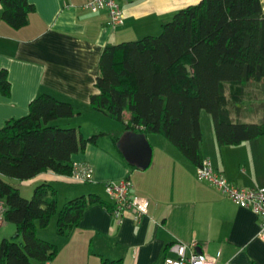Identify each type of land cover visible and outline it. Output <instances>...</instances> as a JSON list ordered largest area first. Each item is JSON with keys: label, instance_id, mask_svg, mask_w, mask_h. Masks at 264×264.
<instances>
[{"label": "crops", "instance_id": "1", "mask_svg": "<svg viewBox=\"0 0 264 264\" xmlns=\"http://www.w3.org/2000/svg\"><path fill=\"white\" fill-rule=\"evenodd\" d=\"M27 1L34 11L20 29L1 20L0 5V69L7 70L10 82L9 94L0 92V128L26 115L30 101L40 94L69 102L76 113L68 119L53 120L54 125L62 122L64 127L73 126L84 136L86 126L93 134L117 137L116 143L110 139L111 147H101L98 137L96 145L73 156V162H87L93 168L92 184L86 189L109 201L105 184L127 177L131 194L150 201L147 214L135 219L128 209L121 223L102 205H90L78 226L64 236L56 234L54 225L49 227L52 233L44 236V229L37 226L38 237L58 246L54 260L44 264H101L103 258L121 259L122 264H163L166 256L174 255L170 250L174 242L193 241H197L198 251L217 258L219 264H264L259 219L250 209L240 207L209 182L200 180L197 166L160 134L146 135L152 146L150 165L142 169L130 164L121 152L128 132L104 128L102 123L108 125L107 120L112 118L90 107V96L98 92V61L106 44L153 35L177 11L200 0L122 2L123 23L115 27L109 26L106 11L92 12L83 6L89 0ZM251 84L253 95L259 96L264 80ZM214 142L215 138L209 150L203 133V160H209L238 187L264 188V135L233 146L221 147ZM8 181L22 195V188L27 192L30 187L32 192L41 182L55 188L56 183L80 184L52 171L28 180ZM84 191L67 188L64 199Z\"/></svg>", "mask_w": 264, "mask_h": 264}, {"label": "trees", "instance_id": "2", "mask_svg": "<svg viewBox=\"0 0 264 264\" xmlns=\"http://www.w3.org/2000/svg\"><path fill=\"white\" fill-rule=\"evenodd\" d=\"M0 5L1 20L13 29L26 26L34 11L27 0H0ZM98 65V92L90 96V107L120 121L124 131L166 137L196 166L203 162L202 110L213 115L221 147L264 135V122L231 117L232 108L239 111L248 83L264 80L263 0H200L177 11L159 35L106 44ZM0 92H10L4 68ZM75 113L69 102L43 93L30 101L26 115L0 128L1 224L15 226L14 236L0 240V264L53 261L58 246L36 235L37 226L47 227L53 215L56 234L64 236L78 226L88 206L111 210L110 201L93 193L58 207L56 188L47 182L24 198L2 178L23 181L47 171L69 176L73 156L96 145L102 134L84 136L73 126L51 124ZM101 264L122 260L103 258Z\"/></svg>", "mask_w": 264, "mask_h": 264}, {"label": "built area", "instance_id": "3", "mask_svg": "<svg viewBox=\"0 0 264 264\" xmlns=\"http://www.w3.org/2000/svg\"><path fill=\"white\" fill-rule=\"evenodd\" d=\"M135 0H89L83 6L92 11H106L108 24L111 27L121 25L124 15L122 2ZM196 175L219 189L224 195L232 199L240 207L250 209L259 219L258 237L264 242V188H241L232 183L223 173L217 170L209 160L197 166ZM74 182L87 183L93 178V168L87 162H73L69 176ZM132 185L127 177L119 181H109L105 184V192L112 203L110 214L117 223H121L123 214L130 209L135 219L148 213L150 201L143 196L131 194ZM3 206L0 204V225ZM174 255L166 256L163 264H219L217 258L198 251L197 241L191 243L174 242L170 246ZM222 264H232L230 261Z\"/></svg>", "mask_w": 264, "mask_h": 264}, {"label": "rangeland", "instance_id": "4", "mask_svg": "<svg viewBox=\"0 0 264 264\" xmlns=\"http://www.w3.org/2000/svg\"><path fill=\"white\" fill-rule=\"evenodd\" d=\"M264 1V0H263ZM162 32V29H159L157 31H155V33H152L153 35H159ZM252 81L247 85L246 87V92H245V96L243 98V103L240 107V109L243 111L242 114L240 115L239 111L235 112L232 111L231 109V116L233 118H235V120L237 121H248V122H264V90L259 94V96H254L253 95V84H251ZM227 93H229V90H227ZM240 110V112H241ZM58 120V119H57ZM61 121V119H59ZM109 122L108 125H106L105 123H102L103 126H105L104 128H113V130H116V132H120V130L123 128V124L120 121L114 120V119H108L107 120ZM200 121H201V127H202V131L204 133L205 136V145L207 146V148L209 150L213 149V138H215V142L214 145H219L217 142V137H216V133H215V126H214V118L213 115L208 112L207 110H202L201 111V115H200ZM51 124H53V122L51 121ZM60 124V126L62 125V122L57 123ZM67 126V125H65ZM88 129L86 128V126L83 127V131L85 132V134L91 135L93 134L92 131H87ZM112 136V135H111ZM160 137H164V136H160ZM99 138H101L99 140V145L101 147H106V146H110L113 145L112 141L110 140V136L108 135H103V136H99ZM212 139V141H211ZM120 140V139H119ZM118 140V142H119ZM2 178L6 181H8L11 178L2 176ZM92 182H88V183H80V184H72V183H67V182H63V183H56V188H57V204L58 207L61 206L64 202H66L68 199H64V196L67 192V188H76L78 190H82L84 189V194H88L91 191H89L88 189H86L89 185H91ZM29 189L26 192V188H22V192L23 195L20 194L22 197L24 198H30L32 195V192L30 191V187L27 188ZM95 192V191H94ZM83 194L82 192H79L78 195ZM54 225V231H55V227H56V216L53 215L50 219V222L48 224L47 227L43 228V232L42 234H44V236H49L52 232L50 230L49 227H53ZM15 235V226L13 223H7V222H3L0 225V240L2 238H10L12 236ZM37 235V233H36ZM38 236V235H37ZM18 240H21V237H18ZM47 240V239H45ZM32 264H39L37 261L33 260Z\"/></svg>", "mask_w": 264, "mask_h": 264}, {"label": "water", "instance_id": "5", "mask_svg": "<svg viewBox=\"0 0 264 264\" xmlns=\"http://www.w3.org/2000/svg\"><path fill=\"white\" fill-rule=\"evenodd\" d=\"M121 152L127 162L138 165L142 169H146L151 163L152 146L143 133L128 132Z\"/></svg>", "mask_w": 264, "mask_h": 264}]
</instances>
